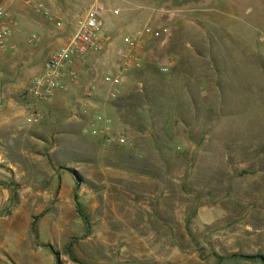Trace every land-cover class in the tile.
Listing matches in <instances>:
<instances>
[{"label": "rangeland", "instance_id": "rangeland-1", "mask_svg": "<svg viewBox=\"0 0 264 264\" xmlns=\"http://www.w3.org/2000/svg\"><path fill=\"white\" fill-rule=\"evenodd\" d=\"M53 1L69 5L71 36L93 0ZM100 3L106 42L70 83L76 98L120 68L123 35L145 24L169 35L139 41L141 66L122 74L116 99L96 84L98 112H71L66 94H19L25 119L36 110L42 121L0 128V264H75L67 247L83 264H254L228 258L264 257V0ZM145 100L150 120L136 133L114 105L145 116Z\"/></svg>", "mask_w": 264, "mask_h": 264}, {"label": "built area", "instance_id": "built-area-1", "mask_svg": "<svg viewBox=\"0 0 264 264\" xmlns=\"http://www.w3.org/2000/svg\"><path fill=\"white\" fill-rule=\"evenodd\" d=\"M17 2L24 7L31 8L45 20L53 23L56 29H63L64 23L53 17L51 12L43 2L36 0H0V50L5 46L7 39L12 34V18L10 13L11 2ZM101 8V10H100ZM114 16L119 14L118 10H113ZM102 6L100 0H93L91 5L83 11L72 23L73 33L66 41L65 45L55 51L44 63L41 73L31 79L26 96L35 102H49L55 95L66 88L67 83H74L79 74V66H82L89 55L99 54L106 42L105 30L101 20ZM169 31L165 27L153 28L145 24L137 28L131 35H123L121 43L124 50L120 54L121 66L113 73L103 75L100 83L106 87L105 96L109 100L117 98L122 85V74L128 70L140 68L139 41L143 38L160 40L166 38ZM37 37L32 35L30 41H35ZM167 64L162 68V72H167ZM86 94L96 90V84L90 82L87 86ZM42 121V115L36 110L28 113L25 122L28 125H37ZM97 122L108 124L100 116ZM97 132L93 130V134ZM117 143L123 144L122 137L117 138Z\"/></svg>", "mask_w": 264, "mask_h": 264}, {"label": "crops", "instance_id": "crops-1", "mask_svg": "<svg viewBox=\"0 0 264 264\" xmlns=\"http://www.w3.org/2000/svg\"><path fill=\"white\" fill-rule=\"evenodd\" d=\"M36 1L43 2L53 17L61 21V18L70 14L68 13L70 10L68 4L63 3L62 6H58L53 0ZM10 13L12 34L0 52V128H2L4 123L13 125L20 120L24 121L26 109L23 103L19 101V94L22 93L27 97L25 92L31 79L41 73L46 60L55 51L63 47L70 37L69 30L56 29L53 23L36 14L31 8L24 7L17 2H11ZM35 30L39 34H34L33 31ZM28 32L30 33L29 37L27 36ZM32 35L37 37L34 43L30 41ZM81 67L79 66V69ZM80 72L82 71L80 70ZM6 73L9 77H7ZM92 81L101 85L105 93L106 87L102 83L96 80ZM122 88H120V91ZM96 90L86 94V98H76L78 93L71 88L70 83H67L66 88L57 93L55 97L60 94H66L75 98L76 104L74 103L72 106L65 105L73 113H77L76 108L78 106L82 109L86 107V109H93L98 112L100 111V102L99 98L96 97V93H98ZM7 100L11 103H7ZM13 100L16 102H13ZM10 111L11 115L8 113ZM6 114H9V117ZM188 217H191L189 221V224H191L193 215L187 216L186 220Z\"/></svg>", "mask_w": 264, "mask_h": 264}, {"label": "trees", "instance_id": "trees-1", "mask_svg": "<svg viewBox=\"0 0 264 264\" xmlns=\"http://www.w3.org/2000/svg\"><path fill=\"white\" fill-rule=\"evenodd\" d=\"M147 93V92H146ZM152 94V92H150ZM147 93L145 96L149 98V94ZM124 102H122L121 104H116L114 105V107L117 109L118 114H119V120L120 122L126 126L127 128H129L130 130H132L133 132H142L145 130L143 121L144 120H150L149 114H150V110L148 108L149 102L145 100V116L143 114V111L141 110V108H139L138 106L133 108L129 105H122ZM148 104V105H147ZM61 171H66L70 174L74 173L71 170L68 169H57L56 170V178L59 177V173ZM75 182H76V186L74 188V192H73V201L75 204V211L76 214L80 217V219L82 220V222L85 224V226L88 225V221L89 218L88 216L85 214L84 212V208L83 205L80 201V198L78 196L77 190H78V179L76 177H74ZM191 217H188L186 220V224H189ZM34 226L32 227L33 230ZM47 248L50 249V251H53L51 249L50 246H47ZM66 253L69 257V259L75 263V264H83L82 262H80L79 260H77L74 255L72 254L71 248L67 247L66 249ZM54 257L57 259L58 255L57 253L53 252ZM217 258V264H222L223 261H225L224 258L216 256ZM228 259L230 260H236V261H243V262H249V263H254V264H264V257L261 255H232L230 256Z\"/></svg>", "mask_w": 264, "mask_h": 264}]
</instances>
